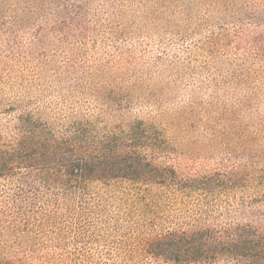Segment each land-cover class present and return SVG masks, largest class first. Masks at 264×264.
Listing matches in <instances>:
<instances>
[{
	"label": "rangeland",
	"instance_id": "1",
	"mask_svg": "<svg viewBox=\"0 0 264 264\" xmlns=\"http://www.w3.org/2000/svg\"><path fill=\"white\" fill-rule=\"evenodd\" d=\"M74 1L78 31L60 36L58 28L33 42L39 21H49L48 9L16 29L0 26V139L9 141L22 113L39 114L60 133L73 127L75 116L99 133L143 121L168 143L160 162L184 178L235 168L264 172V134L232 146L230 137H215L210 124L231 107L242 108L243 125L264 117V97L249 106L245 99L253 92L219 86L233 77L249 42L222 33L256 31L250 14L206 0ZM214 40L219 48L211 46ZM110 93L118 97L115 104L94 99ZM226 202L202 193L173 196L163 188L143 195L127 184L99 186L77 202L62 227L34 233L22 253L27 264H162L145 255L148 241L197 221L226 225L225 211L218 214ZM202 207L209 213L201 215Z\"/></svg>",
	"mask_w": 264,
	"mask_h": 264
},
{
	"label": "trees",
	"instance_id": "2",
	"mask_svg": "<svg viewBox=\"0 0 264 264\" xmlns=\"http://www.w3.org/2000/svg\"><path fill=\"white\" fill-rule=\"evenodd\" d=\"M206 1L250 14L248 21L256 31L222 33L224 39L232 37L235 43L242 39L249 42L242 49L243 58L236 60L239 65L233 77L219 84H231L233 89L244 86L253 92L245 99V105L250 106L252 99L264 97V0H248L258 7L254 11L244 0ZM241 1L244 7L238 3ZM76 5L74 0H0V26L16 29L27 18L48 9L49 21H39L34 30L32 40L39 42L58 28L57 35L78 31ZM61 8L68 11L67 16L58 14ZM219 44L220 40L211 42L213 48H219ZM94 99L112 105L118 97L110 93L108 98L94 95ZM241 110L225 109L210 121L215 137H230L232 146L243 145L237 140L254 143L262 137L264 117L243 125ZM74 118L73 127L60 133L39 114L22 113L12 122L9 141L0 139V264H27L28 255L24 256L22 249L34 233L62 227L68 215L76 211L77 202L85 200L89 192L117 184L138 187L143 195L163 188L171 190L173 196L202 193L227 201V206L218 211L219 215L225 211L223 216L230 220L226 225L197 221L188 229L169 231L148 241L144 253L158 263L264 264L262 169L235 168L201 178H184L160 162L168 143L156 125L134 121L126 128L116 125L99 133L92 122L85 129L86 121ZM251 192L256 195L252 197ZM200 210L201 215L209 213L203 207Z\"/></svg>",
	"mask_w": 264,
	"mask_h": 264
}]
</instances>
